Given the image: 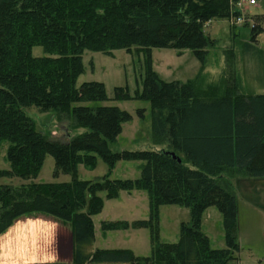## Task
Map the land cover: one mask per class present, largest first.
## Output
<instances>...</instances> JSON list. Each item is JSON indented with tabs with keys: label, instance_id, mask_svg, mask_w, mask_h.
Instances as JSON below:
<instances>
[{
	"label": "trees",
	"instance_id": "obj_1",
	"mask_svg": "<svg viewBox=\"0 0 264 264\" xmlns=\"http://www.w3.org/2000/svg\"><path fill=\"white\" fill-rule=\"evenodd\" d=\"M255 1V0H254ZM231 0H0V144L9 142L3 177L29 181L20 187L0 185V237L28 216L51 218L70 229V264H228L239 251L237 204L232 181L264 178V93L245 95L233 72L234 54L215 83L199 74L193 80L166 82L151 67V50L190 51L203 62L214 40L205 34L212 20L227 19ZM233 12V13H232ZM252 26L251 40L262 30ZM40 47L44 56L33 57ZM143 52L147 58L141 91L134 99L150 104L151 141L159 151L112 153L122 125L132 116L114 106L102 83L76 87L84 51ZM119 94V92H117ZM129 100L116 95L114 101ZM66 114L75 129L86 132L66 142L37 132L24 109ZM138 111V117H143ZM174 155L175 158L172 156ZM46 156L58 171L70 175L61 184L31 182ZM97 159L110 169L119 161H138L140 176L95 181L76 175L79 165L92 168ZM180 160V162L177 161ZM190 166V167H189ZM142 191L148 198L147 220L133 224L150 233L151 254L130 250L90 251L92 217L105 199L120 192ZM188 208L177 243L159 240L158 209ZM216 208L222 216L224 249H213L202 233L203 213ZM124 222L101 224L102 231L127 229Z\"/></svg>",
	"mask_w": 264,
	"mask_h": 264
},
{
	"label": "rangeland",
	"instance_id": "obj_2",
	"mask_svg": "<svg viewBox=\"0 0 264 264\" xmlns=\"http://www.w3.org/2000/svg\"><path fill=\"white\" fill-rule=\"evenodd\" d=\"M255 2L256 5L253 6L248 4V0H231L232 11L236 9L243 19L239 25L234 24L231 15L227 19L212 20L206 25L205 34L215 43L207 49L203 62L196 60L188 50L178 53L174 50L156 48L151 50L152 70L166 82L185 83L201 74L207 83H215L225 69L227 51L232 50L233 72L241 92L245 95L263 94L264 0H255ZM259 18L262 30L252 41V26ZM32 56H44L43 49L34 47ZM81 61L83 71L77 77L75 86L79 87L88 82L102 83L109 99L102 105L118 107L132 116L130 122L122 125L117 141L109 145L111 152L161 150L163 147L155 146L151 141L150 104L134 99L141 91L145 76L147 61L145 54L134 48L129 51L115 50L108 54L84 51ZM117 92L121 97H129V100L114 101L116 95H119ZM139 110H144L143 117H138ZM24 113L33 121L36 131L49 140L66 142L86 132L84 129L73 128L72 121L66 114L41 113L34 107L24 109ZM9 145L7 141L0 144V171L9 170L6 160ZM141 165L142 163L138 161H119L109 170L102 160L97 159L96 165L92 168L79 165L76 175L83 181H95L108 173L111 179L135 180L140 176ZM71 179L70 175L56 169L51 156H46L42 167L31 182L61 184L68 183ZM26 183L29 181L17 177L0 179V185L14 188ZM233 184L237 204L239 251L234 254L236 260L228 264H264V178L242 176ZM100 197L103 199V208L92 218L96 249L130 250L135 256L148 257L151 254L149 230L133 227L134 223L148 219L146 193L120 192L117 198L105 199L104 194H100ZM248 200L262 209L251 208ZM158 217L159 240L168 244L177 243L181 224L190 222L188 208L173 204L160 206ZM37 221L49 225L50 236H47L43 229L41 230ZM106 221L124 222L127 223L128 228L104 232L101 230V224L108 223ZM13 225L0 237V264L71 263V258H68L65 250L70 231L68 226L41 215L22 218ZM200 227L202 233L209 239L211 248H225L223 220L216 208H209L203 213ZM57 251L59 254L63 252V255L58 257ZM36 254L49 259L34 263L19 262V260H33Z\"/></svg>",
	"mask_w": 264,
	"mask_h": 264
},
{
	"label": "crops",
	"instance_id": "obj_3",
	"mask_svg": "<svg viewBox=\"0 0 264 264\" xmlns=\"http://www.w3.org/2000/svg\"><path fill=\"white\" fill-rule=\"evenodd\" d=\"M237 1V0H236ZM256 5V2H255V4L253 5V6H255ZM235 10V12H238V11H236V9H234ZM242 177V176H241ZM240 177H237L236 179H234L233 181H232V190H233V183L235 182V181H237L238 179H239ZM248 205L251 207V208H255V209H259V210H261L262 208L260 207V206H258V205H256V204H253V201H250V200H248ZM93 218V217H92ZM106 222H110V221H106ZM40 223H41V225H40ZM38 222L37 221V224L40 226V228H41V230L43 229L44 230V232H46V234H47V236H50L49 235V225L47 224H45V222ZM14 226V225H13ZM43 227V228H42ZM44 236H45V234H44ZM95 236V235H94ZM95 245V237H94V240H93V246H92V248H91V252H94V251H96V250H98V249H96V247L94 246ZM62 250V249H61ZM65 250H66V252H67V255H68V258H71V238H70V231H69V238H68V242H67V247L65 248ZM114 250H117V249H114ZM63 251V250H62ZM64 252V251H63ZM63 252L62 253H60L59 254V252L57 251V256L58 257H60V255L62 256L63 255ZM133 253V252H132ZM134 254V253H133ZM135 255V254H134ZM138 257V256H137ZM49 259V257H44L43 255H38V254H36V256L34 257V259L33 260H27V261H22V260H19V262H24V263H29V262H31V263H34V261L36 262V261H38V260H48ZM58 260H59V258H58ZM70 261V260H69ZM58 263H59V261H58Z\"/></svg>",
	"mask_w": 264,
	"mask_h": 264
},
{
	"label": "built area",
	"instance_id": "obj_4",
	"mask_svg": "<svg viewBox=\"0 0 264 264\" xmlns=\"http://www.w3.org/2000/svg\"><path fill=\"white\" fill-rule=\"evenodd\" d=\"M248 4L249 5H254L255 1L254 0H248ZM233 20L235 21L234 24H236V25H239V24H241L243 22V19H242L241 15L233 16Z\"/></svg>",
	"mask_w": 264,
	"mask_h": 264
},
{
	"label": "water",
	"instance_id": "obj_5",
	"mask_svg": "<svg viewBox=\"0 0 264 264\" xmlns=\"http://www.w3.org/2000/svg\"><path fill=\"white\" fill-rule=\"evenodd\" d=\"M172 156L175 158V156H174V155H172ZM177 161H178V162H180V160H179V159H177Z\"/></svg>",
	"mask_w": 264,
	"mask_h": 264
}]
</instances>
